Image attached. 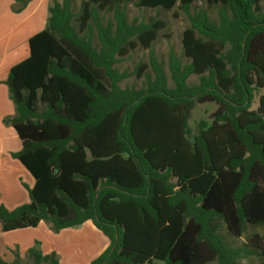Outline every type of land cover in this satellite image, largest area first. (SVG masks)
Returning a JSON list of instances; mask_svg holds the SVG:
<instances>
[{
  "label": "trees",
  "instance_id": "trees-1",
  "mask_svg": "<svg viewBox=\"0 0 264 264\" xmlns=\"http://www.w3.org/2000/svg\"><path fill=\"white\" fill-rule=\"evenodd\" d=\"M30 1L13 0L11 9ZM132 1L177 4L189 21L181 35L188 61L170 47L169 77L152 49L164 22L129 21ZM196 1L206 7L192 11ZM261 1L82 0L75 12L72 0H52L46 27L28 38V56L4 81L14 114L2 122L21 142L11 156L34 183L24 184L28 202L0 203L1 230L45 221L57 232L90 220L108 244L86 264H239L255 254L230 246L219 229L240 237L264 225ZM138 45L148 49L150 73L140 87H121L146 67H116ZM206 102L216 105L211 121L191 136L189 113ZM27 254L31 264H59L55 252ZM0 264L24 263L16 252Z\"/></svg>",
  "mask_w": 264,
  "mask_h": 264
},
{
  "label": "rangeland",
  "instance_id": "rangeland-1",
  "mask_svg": "<svg viewBox=\"0 0 264 264\" xmlns=\"http://www.w3.org/2000/svg\"><path fill=\"white\" fill-rule=\"evenodd\" d=\"M52 1V0H51ZM82 0H72V8L76 12L79 10ZM264 9V0L261 1ZM197 7H206L204 2L196 1L193 3L192 11ZM128 20H144L158 18L164 22V27L158 31L157 38L152 43V49L162 62L164 70L169 77L167 67V56L170 47L175 53L182 57L183 61H188L182 54L181 35L184 28L188 27L189 21L186 15L177 7V4L170 10L161 8L139 7L135 1L128 3L126 6ZM211 18L217 19V12L214 7L207 8ZM104 18H111V13L105 14ZM105 21V19H104ZM93 43L97 44L94 37ZM144 64L146 67L143 74L137 77L135 74L122 80L119 84L121 87L135 86L140 87L145 82V74L150 73L148 65V49L138 45L132 49L129 54L116 64L119 71H133L137 66ZM190 81H196V76H191ZM169 85H172L169 79ZM259 91H256L252 108H256L258 103ZM216 105L212 102L196 103L189 113L188 127L191 136L197 133L198 123L201 120L210 122L211 114ZM21 142L14 129L9 125L0 126V203L5 204L7 208H14L22 203L28 202L27 186L33 181L32 175L18 162L23 169H10L8 163L10 159L8 153L20 149ZM13 167V166H12ZM4 205V206H5ZM5 206V207H6ZM220 232L224 239L229 242L230 246L250 245V248L256 247V253L248 258L238 259L239 264H261L264 261V225H248L240 237L232 236L227 232L225 225L222 223ZM108 244L107 238L98 231L91 222H87L76 227L64 228L59 231H53L45 221L33 228L27 230H12L4 232L0 227V257L11 262L17 255L24 264H31L27 254L29 248H35L42 253L55 252L59 264H86L96 257ZM158 264H161L160 262ZM208 264H218L216 260Z\"/></svg>",
  "mask_w": 264,
  "mask_h": 264
},
{
  "label": "crops",
  "instance_id": "crops-1",
  "mask_svg": "<svg viewBox=\"0 0 264 264\" xmlns=\"http://www.w3.org/2000/svg\"><path fill=\"white\" fill-rule=\"evenodd\" d=\"M12 4L13 0H0V126L3 125V117L14 114L13 104L9 99L8 90L4 84V81L7 78L9 69L14 64L28 56V38L46 27L49 16L48 7L52 4V1L31 0L20 12H13L11 9ZM18 150L19 149H16L13 152ZM11 153L12 152L8 153L11 159L8 161L9 165L11 166L9 170H12L13 168L19 170L23 169L21 166H19L18 162L15 161V158L11 156ZM33 183L34 178L28 186L31 187ZM8 209L11 208L8 207ZM87 222L91 221L87 220L84 223ZM28 228L30 227L19 228L15 230L24 231Z\"/></svg>",
  "mask_w": 264,
  "mask_h": 264
}]
</instances>
